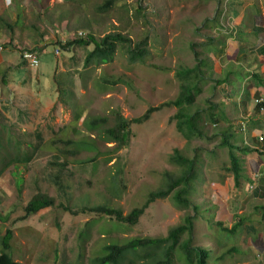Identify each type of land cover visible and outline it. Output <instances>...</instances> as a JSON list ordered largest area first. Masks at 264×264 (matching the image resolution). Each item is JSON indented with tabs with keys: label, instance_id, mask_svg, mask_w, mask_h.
I'll return each instance as SVG.
<instances>
[{
	"label": "rangeland",
	"instance_id": "rangeland-1",
	"mask_svg": "<svg viewBox=\"0 0 264 264\" xmlns=\"http://www.w3.org/2000/svg\"><path fill=\"white\" fill-rule=\"evenodd\" d=\"M105 1L17 0L25 16L23 24L29 22L30 26L39 29L32 34L24 27H17L14 38L26 49L41 46L38 48L43 53L37 52L41 62L39 66L22 68V80L18 86H14L12 102H8V107L0 114V160L31 152L28 144H35L37 134L42 136V144H47V148L40 150L32 159L31 170L27 172L23 167L16 169L9 166L0 178V226L4 223L1 218L6 217L8 212L10 219L5 224L14 227L11 240V245L16 248L14 258L23 263L60 264L53 259L58 250L61 264H96L95 259L107 252L105 246L111 244L113 239L124 243L136 237H167L170 228L180 223L184 214L170 196L153 201L135 225L119 223L107 215L83 212L81 208L108 203L127 215L135 207L142 206L151 191L166 187L169 174H178L180 165L171 160L175 150L188 158L198 155V166L204 178L197 192L199 200L211 203L214 197L221 203L216 197L218 194H212L213 189L226 193L229 189L227 181L234 178V172L228 173L224 169L230 167L227 148L217 146L222 135L210 141L189 140L177 127L179 107L169 105L153 111L147 121L133 124L129 145L117 152H111L109 146L113 145L112 142L105 143V138L92 134L98 140L99 148L111 153L91 164H70L65 176L68 186L66 194L60 193L48 181L36 180L51 156L57 152L49 149L48 143L58 129H65V133L59 137H71L75 105L91 102L84 115L107 114L110 123L114 117L112 111L119 110L128 119L140 117L150 107H158L177 98L183 80L177 75V70L195 64L189 47L190 40L209 44L206 37L215 31L226 36V39L231 35L228 20L217 12L221 7L220 0H116L109 10L98 12L101 15L97 19L99 25L95 27V36L100 39L108 32L117 30L131 37L133 43L147 37L149 53L132 62L125 51L126 47L121 46L110 62H92L86 67L85 58L93 46H75L69 51H62L56 42L86 36L88 30L79 28L81 31L76 33L68 23L76 26V14L86 12L90 17L97 6ZM79 2H86V7L78 9V5L74 4ZM70 7L72 10H67ZM40 9L42 11L38 12ZM67 14L70 17L68 22L64 17ZM89 17L86 16V19ZM196 26H201L199 34L194 32ZM27 35L34 38L42 35L38 38L40 43L25 42ZM206 46L207 49L203 46L197 48L207 55L209 66L199 82L201 91L196 103L208 107L209 101H225L226 115H234V123L239 126L241 106L237 85L226 84L224 89H212L220 68L225 67V60H228L231 52L227 49L225 56L213 58L211 48ZM215 46L220 48L221 44L217 41ZM66 89L74 91L75 96L64 93ZM202 117L210 123L206 112ZM221 123L227 124L225 120ZM79 125L81 127V123ZM207 132L213 135L216 129L212 127ZM237 137L243 138L242 133L236 132ZM93 151L87 146L82 147L78 149L77 158L91 156ZM15 171L17 175L12 174ZM20 177L26 185L23 187L22 184L21 190L16 184ZM36 187L54 196L56 203L31 215L26 222L24 207L36 193ZM19 217L23 219L18 221ZM42 225L45 232L42 228L37 233L35 228L38 230ZM196 225L195 244H204L210 251V240H205L207 225L200 219ZM5 230L2 229L0 235ZM45 246L48 250H44ZM150 251L149 247H139L138 254L126 252L127 258L121 264H129L130 259L135 264H151L150 256L146 255ZM95 252L98 254L96 257L92 255ZM157 253L164 257L162 250L159 249ZM187 263L184 252L176 247L172 252L171 264Z\"/></svg>",
	"mask_w": 264,
	"mask_h": 264
},
{
	"label": "trees",
	"instance_id": "trees-1",
	"mask_svg": "<svg viewBox=\"0 0 264 264\" xmlns=\"http://www.w3.org/2000/svg\"><path fill=\"white\" fill-rule=\"evenodd\" d=\"M141 1V0H140ZM116 0H106L103 4L97 6L95 11L89 15L86 12L76 17L77 24L71 25V28L76 33H79V28L82 30H88L86 36H78L72 39L62 42L57 40V45L62 51H69L72 47H84L89 48L93 46V49L90 50L85 58V66L87 67L90 63L95 62L97 64H105L113 60V57L116 51L125 46V51L129 55V61L135 62L138 59H141L144 55L149 53L147 47V37H142L143 39L140 42L133 43L131 37L123 35L117 30L108 32L102 38L98 39L95 36V27L99 25L97 23L98 17L101 15L98 12H105L111 8L113 3ZM220 5L224 3V0L219 1ZM115 4V3H114ZM78 9L86 7V2H79ZM20 4L17 3L16 8L18 12V19L14 23H7L6 26L9 27L12 38L10 39L9 45L15 49L18 53H22L25 50L30 51V49L24 48L20 41L16 42L14 38L15 30L17 27H24L27 32L34 33L39 28L36 26H30L29 22L27 25L23 24L25 21V16L22 15V10L19 9ZM67 10H72L70 7ZM40 9L38 12H41ZM219 15L222 16V7L218 8ZM85 13V14H84ZM38 16H40L38 14ZM88 16L90 19H86ZM67 19L66 22L70 21L68 14L64 16ZM41 20V19H40ZM207 26V24H205ZM77 30H76V29ZM201 31V26H196L194 32L199 34ZM233 30L231 32V37L234 36ZM218 35V36H217ZM42 37V35H39ZM38 37V38H39ZM29 42L40 43L38 38H34L33 35L30 37L27 35ZM209 44L206 43H197L195 41H189V47L193 53L195 64L193 66H187L183 69L177 70V75L182 77V82L180 84V92L175 100L172 102H166L161 104L158 107H150L142 116L128 119L125 117L119 110L112 111L114 117L112 123H110V117L106 114H85L86 108L91 104V102H86L85 104L75 105L72 115V134L71 137H64L62 135L65 133L64 128L58 129V133L50 139L48 145L49 149L56 150L55 154L51 156L46 167L40 172L39 178L36 177V180L48 181L52 186L62 193L66 194L68 186L65 183V176H67V169L70 164H91L96 162L97 159L101 156H106L111 152H117L126 146L129 145L131 141L132 126L133 124H140L151 117V113L158 109H162L165 106L175 105L179 107V111L176 114L178 119L177 127L183 136L189 138H197L204 140H213L217 135H222V138L219 140L217 146L222 148H227L228 155L230 158V167H224L226 172H234V181L236 186L239 185L242 179V163L243 160L249 152L257 151L251 149L242 137L236 138V132H240V125L234 123V115L228 116L225 112V101L220 100L219 103L210 102L209 106L196 103V97L200 93L201 88L199 86L200 80H202L205 69L209 66V59L207 55L197 48L203 46L207 49L206 45H209L211 48L210 54L213 58H217L219 55L225 56V39L226 36L217 34L215 31L210 37H206ZM24 39V38H20ZM221 44L220 48L215 46L216 42ZM37 46V47H36ZM41 46L34 45L31 50L35 53H43V50L38 48ZM45 49V48H43ZM44 55H47L45 53ZM48 57V56H47ZM27 63L24 60L20 59V64L17 66H7L4 70L5 79L2 78V84L4 86L8 85L9 77L14 69H17L21 66L26 67ZM216 67V65H215ZM220 67V66H219ZM224 69V70H223ZM243 68L235 65L232 61L225 60V67L220 68L219 77L213 78L216 83L213 86V91H216L218 87L224 89L226 84L234 86V77L236 75L241 76ZM263 73L257 72L255 79L261 83ZM81 78V77H80ZM210 78H212L210 76ZM82 79V78H81ZM64 93H68L71 96H75L74 91L64 90ZM233 95V92H231ZM10 102V100H7ZM0 108V114L4 109L8 107V103H2ZM258 110L259 106L257 105ZM214 110H217L214 111ZM207 113L212 127L216 129L213 135L208 134V130L212 128L210 123L202 117L203 113ZM233 113V112H232ZM225 120L226 125H222L221 121ZM81 123V127L79 125ZM68 134V133H67ZM92 134H97L99 137L106 139L105 143L112 142L113 145L109 146L112 150L107 151L99 148L98 140L95 137H92ZM41 141H44L40 134H37V140L35 144H28L32 148V151L26 153H21V155H16L12 159L9 157L8 160H0V178L4 171L9 167L13 166L18 169L23 167L27 172L31 170L30 163L34 156L40 151L47 148V144H42ZM87 146L89 149L94 150L91 156H86L85 158L78 159V149ZM2 148V146H0ZM1 151V150H0ZM212 152V150H210ZM2 156H0L1 158ZM71 159V160H70ZM172 161H176L180 165V169L177 175L169 174L168 180L165 183V188H159L155 191L149 193L147 201L143 203L140 207H135L129 214L124 215L120 209H116L110 206L108 203L99 204L94 207H82L83 212H94L97 214H103L110 216L112 219L118 221L119 223H128L135 225L139 222L140 217L144 214L145 210L150 206V204L155 201L157 198H165L170 196L171 200L178 205V207L184 211L182 216V221L169 230L167 237H145V238H132L128 239L124 243L118 242L116 239H113L111 244L105 246L107 251L105 254L98 256L96 264H121L126 256V252H132V254H138L137 249L149 247L151 249L146 255L150 256L151 264H171L172 252L175 248L182 250L186 256L187 264H210V257L213 253L212 249L207 250L204 244H195L196 234H197V225L196 222L200 219L205 224L210 225L216 215L215 203L211 200V203L207 200H199L197 197V192L199 190V184L201 181H204L202 171L199 168L198 164V155H195L193 158H188L180 153L179 150H175V154L171 156ZM17 171L12 172L13 175H17ZM221 176V175H220ZM221 177H226L222 175ZM18 189L26 187L24 179L22 177L18 178L16 181ZM206 184V181L203 185ZM36 193L33 194L27 204L24 207L25 216L24 220L28 221L27 218L31 215L39 213V211L46 209L48 207L55 206L56 198L51 196L48 192L42 191L36 187ZM63 207V206H62ZM67 211H72L69 207H63ZM10 215L6 213V217L1 218L4 222L0 226V233L2 229H5V233L0 235V264H33L32 262L23 263L14 258V252L16 248L11 245V240L13 238V226H7L5 223H8ZM23 218L19 217L17 220H22ZM25 222V221H24ZM216 224V222H215ZM217 224L222 226V222L218 221ZM88 225V224H87ZM34 226V225H32ZM43 228L45 232V226H41L38 230L35 228L37 233H40V230ZM39 241V238H38ZM162 250L163 256L161 257L157 251ZM44 250H48V247L45 246ZM96 257L98 254L95 252L92 254ZM90 256V255H88ZM55 261H59L61 264L60 254L56 250V256L53 258ZM39 264V263H38ZM42 264V263H41ZM45 264V263H43ZM58 264V263H55ZM95 264V263H94ZM129 264H135L133 259L129 260Z\"/></svg>",
	"mask_w": 264,
	"mask_h": 264
},
{
	"label": "crops",
	"instance_id": "crops-1",
	"mask_svg": "<svg viewBox=\"0 0 264 264\" xmlns=\"http://www.w3.org/2000/svg\"><path fill=\"white\" fill-rule=\"evenodd\" d=\"M17 3L0 0V102L4 104L7 100L12 102L14 86L22 80V68L26 69L13 67L8 85L2 84L5 68L20 64V54L9 45L12 34L4 23L17 21ZM221 7L222 16L234 31V36L226 39L225 49L231 52L228 61L243 68L241 76L233 78L240 96L239 129L247 145L257 151L246 154L238 186L230 178L226 193L213 189L212 194L216 192L222 202L213 197L216 215L210 225L205 224V240H210L213 251L210 264H264V113L254 102L255 98L264 97V78L261 83L255 79L257 72L264 77V0H224Z\"/></svg>",
	"mask_w": 264,
	"mask_h": 264
},
{
	"label": "built area",
	"instance_id": "built-area-1",
	"mask_svg": "<svg viewBox=\"0 0 264 264\" xmlns=\"http://www.w3.org/2000/svg\"><path fill=\"white\" fill-rule=\"evenodd\" d=\"M24 57L29 60L32 66H38L39 56L36 53L24 52ZM254 102L259 106L260 113H264V97H257Z\"/></svg>",
	"mask_w": 264,
	"mask_h": 264
},
{
	"label": "clouds",
	"instance_id": "clouds-1",
	"mask_svg": "<svg viewBox=\"0 0 264 264\" xmlns=\"http://www.w3.org/2000/svg\"><path fill=\"white\" fill-rule=\"evenodd\" d=\"M0 49H2V48L0 47ZM24 52H31V53H33L34 51H32V50H30V51L25 50V51H23L22 53H19V54H20V59L26 61V63H27L26 66H27V67H37V66H32V65L30 64L29 60L26 59V58L24 57ZM36 54H38V53H36ZM40 63H41V62L39 61L38 66L40 65Z\"/></svg>",
	"mask_w": 264,
	"mask_h": 264
}]
</instances>
